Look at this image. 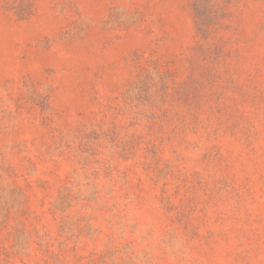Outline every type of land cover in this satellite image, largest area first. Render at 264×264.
<instances>
[{
    "label": "rangeland",
    "instance_id": "374dc122",
    "mask_svg": "<svg viewBox=\"0 0 264 264\" xmlns=\"http://www.w3.org/2000/svg\"><path fill=\"white\" fill-rule=\"evenodd\" d=\"M0 264H264V0H0Z\"/></svg>",
    "mask_w": 264,
    "mask_h": 264
}]
</instances>
